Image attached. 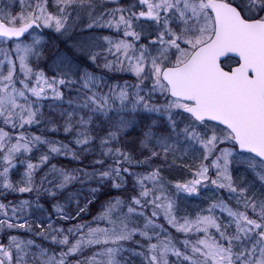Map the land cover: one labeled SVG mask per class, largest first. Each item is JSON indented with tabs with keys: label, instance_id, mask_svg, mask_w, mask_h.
Listing matches in <instances>:
<instances>
[{
	"label": "snow or ice",
	"instance_id": "6c2138e0",
	"mask_svg": "<svg viewBox=\"0 0 264 264\" xmlns=\"http://www.w3.org/2000/svg\"><path fill=\"white\" fill-rule=\"evenodd\" d=\"M0 264H264V0H0Z\"/></svg>",
	"mask_w": 264,
	"mask_h": 264
}]
</instances>
